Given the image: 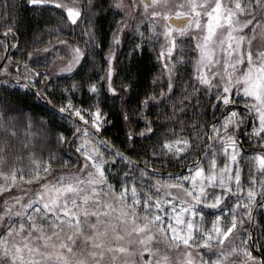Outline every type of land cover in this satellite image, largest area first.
<instances>
[{
    "label": "snow or ice",
    "instance_id": "obj_1",
    "mask_svg": "<svg viewBox=\"0 0 264 264\" xmlns=\"http://www.w3.org/2000/svg\"><path fill=\"white\" fill-rule=\"evenodd\" d=\"M24 5L58 17L62 27L73 32L83 25L84 47L69 45L62 72L83 67L101 44L96 30L100 11L116 10L114 15L120 18L112 30L107 67L99 81L89 83L88 91L99 97L104 81L113 98L120 96L117 115L125 124L124 147L103 137L102 130L112 121L100 99L88 107L73 102L71 94L80 83L64 89L70 95L57 107L49 98L53 95L48 91L50 81L36 87L47 73L31 69L27 76L5 80V84L35 88L30 95L52 106V118L72 125V137L58 132L56 143L74 146L77 155L71 169L63 170L70 163L64 160L57 173L54 153L50 151L47 159L36 154L38 133L32 118L25 122L22 116L27 114L0 96V264H264V0H112L107 8L97 0L86 4L24 0ZM16 8L15 0H0V20L8 25L4 35L14 39ZM128 30L139 37L130 56L145 42L155 50L152 42L163 37L156 57L161 71L152 81L159 85V94L146 92L131 111L124 98L135 80L122 79V88L114 80L116 46ZM41 51L49 48L28 52L29 60ZM0 59L10 64L12 57ZM9 64L0 73L10 75ZM189 64L191 71L182 79L180 69L187 71ZM21 79L27 83L21 84ZM186 101H195L194 112L197 108L203 112L206 105L213 109L211 123L191 122V135L185 134L184 122L179 120L187 114ZM166 104L171 114L165 113L164 119L179 123L180 131L165 128L158 147L141 166L129 151L135 137L155 134L151 107ZM133 114L144 121L139 132L133 127ZM249 123L247 135L260 147L248 157L251 167L245 179L239 132ZM196 152L200 154L193 162L181 163L184 171L179 173L163 176L154 164L162 156L169 163L173 158L183 162Z\"/></svg>",
    "mask_w": 264,
    "mask_h": 264
},
{
    "label": "trees",
    "instance_id": "obj_2",
    "mask_svg": "<svg viewBox=\"0 0 264 264\" xmlns=\"http://www.w3.org/2000/svg\"><path fill=\"white\" fill-rule=\"evenodd\" d=\"M23 2L24 0H15L17 8L14 10V15L18 21L17 36L15 39L11 35L7 37L4 35L5 29L8 25H5L3 21L0 20V52L5 49L4 45L8 46L9 44L10 51L8 56L12 57L10 64L8 60L4 63V65L9 64L8 71L10 75L5 76L3 73H0V96H6L11 102L18 105L22 111L27 113L28 117H31L32 119L40 117L43 121H46V126L49 131H51L53 137H56L58 132H64L69 138H71L73 131L72 125L67 120H59V117L52 118V106L47 104L44 99L38 100L36 97L30 95V92L36 90L35 88L31 90L25 89L16 86L14 83L5 84L4 81H14L15 79L27 76L30 74L31 69H37L39 72L47 73L46 76L40 77L41 83L36 87H43V81L45 80L50 81L48 91L53 95L49 98L54 99L57 107H59L61 103H66L67 97L70 95V93L65 92L64 89L70 88L74 82H78L81 84V87L73 90V93L71 94L73 102L77 106L83 104L84 107H88L90 104L94 103L96 99H100L104 111L109 113L108 119L112 121L111 124L105 125L102 130V135L103 137L111 139L118 147L123 148L125 124L123 119L117 115L122 107L120 96L117 95L113 98L112 94L107 92L106 82L104 81H101L102 91L99 97L93 96L88 91L89 83L99 81L100 77L104 75V69L107 67L105 60L109 43L111 41L112 30L116 27L115 21L120 18L118 15H114L116 10L100 11L98 18L96 19V30L97 36L101 40V44L96 48L94 54H89L88 60L84 63L83 67L78 66V70H74L73 72L52 76L46 71L45 66L35 65L34 61L37 59V55L34 54L33 59L29 60L27 55L28 52H35L36 48H41V45L43 49L44 45H46L45 47H48L55 44L56 37L66 38L67 40L76 42L84 47L83 42L86 37L82 35L83 25L77 27L75 32H73L69 28L62 27V22L58 17L50 16L47 12L40 14V12L34 11L31 6L24 5L21 7ZM83 2L86 4L87 0H83ZM97 3L103 8H107V6L112 3V0H97ZM58 26L61 27V31H56ZM2 41L4 43H2ZM138 42L139 37L136 36L133 31L128 30L127 35L123 38V42L119 46H116V52L119 59L115 62L118 70V75L114 76L116 82L115 86L117 88H122V79L125 83L130 79L135 80L133 89L128 92L124 98L129 111L137 108L139 100L143 98L146 92L150 93L155 90L156 93L159 94L160 91L159 85H153L152 81L161 71V62L156 59L161 40L159 42H152V44L155 45V50L152 49V46L148 42H145L142 50L136 49V51L130 56V51ZM14 44L17 46L12 47ZM184 48L185 51H188L187 46H184ZM90 49L91 45L89 46V50ZM6 52L7 50H4V53H1L0 56H5ZM2 60L3 59H0V62ZM25 62L28 63L27 69L25 68ZM3 66H1L0 69H2ZM191 67V64H189L187 66V71L181 67L180 72L182 74V79L187 77L188 73L191 71ZM164 79H166V77ZM20 83H27V81L21 79ZM177 83H182V80L177 81ZM4 89H7L8 91L5 92ZM179 91L180 89L178 87L177 94H179ZM25 93H29V95H25ZM173 99H176V97L174 96ZM207 99L208 97H201L202 101H207ZM185 103L188 104L186 110L187 114L179 116V120L184 122L186 135H191L188 131V126L192 121L200 120L206 123H211L213 121V109L210 105H206L203 112L199 108L194 112L192 105L195 104V101H186ZM238 108L242 110L243 104H239ZM158 113H160L159 116L157 115ZM165 113L169 115L171 114L170 104L151 107L149 115L155 121V124L153 125L155 134H149L145 137H135V145L129 151V155L133 156L134 159L143 163L145 156L151 158V151L154 146L158 147L157 139L165 132V128L172 127L175 128L177 132L180 131L181 125L179 123H171L165 120ZM217 116H219V112H217ZM132 121L133 127L137 132L143 129V119H140L137 115L133 114ZM58 124L61 126L57 127ZM162 124L164 127L160 126ZM242 127L246 130L244 131L245 133L240 132V135L242 134V136L239 135L241 137L240 142L243 146L244 153V156L240 161V166L243 169L244 178H246L251 166L247 157L254 155V150H258L260 145L255 142L254 137L251 140L249 139L247 133L251 131L250 125ZM64 145L65 148H63V154H55V150L51 151L57 156V160L53 162L57 173L63 168L64 160H70L68 168L63 169L65 171L71 169L73 165H75L77 154H75L74 146L70 147L68 143H64ZM193 146L195 147V143ZM48 154L49 152L46 150H41L39 152V156L42 155L44 159H47ZM199 154V152H196L195 155H189L183 162H177L173 158L171 163L168 162V157L162 156L156 158L154 164L159 170L178 171L183 169L181 163H191L194 161L195 156ZM136 174L138 175V172ZM208 220L210 222L211 217L208 218ZM257 255H259V253H257Z\"/></svg>",
    "mask_w": 264,
    "mask_h": 264
},
{
    "label": "rangeland",
    "instance_id": "obj_3",
    "mask_svg": "<svg viewBox=\"0 0 264 264\" xmlns=\"http://www.w3.org/2000/svg\"><path fill=\"white\" fill-rule=\"evenodd\" d=\"M135 23V22H133ZM82 26V25H81ZM57 39L55 40V44H52L50 46H48L49 51L48 52H43L41 51L39 53V55H37V59H35V65H43L46 68V71H48L50 73V75L54 76V75H60L63 73H67V72H62L60 71V69L67 63V58L70 54V48L69 45H76L78 43L76 42H72L67 40L66 38L63 37H56ZM58 40H66L68 41V44H59L57 43ZM161 42H163V37H160ZM2 43H4L2 41ZM194 43V42H193ZM46 45L43 46V49ZM80 47H82L79 44ZM41 47V48H40ZM39 48L42 49V45ZM83 48V47H82ZM37 49V48H36ZM3 49L1 53H4ZM117 51V49H116ZM59 56L65 57V59L61 60L59 58H57ZM39 58V59H38ZM39 61V63H37L36 61ZM37 72H39V70L35 69ZM107 87V84H106ZM108 92V91H107ZM109 93V92H108ZM111 94V93H110ZM23 114H27L24 111H22ZM28 116H22V119L26 122ZM36 125V127L34 128V131H36L38 133V135L36 136V153H38L37 155L39 156V152L42 151H56L55 154H63V148H65L64 144L58 145L56 143V137L52 136L51 131H49V129L47 128L46 125H42V121L43 119H41L40 117H36L32 119ZM245 133V132H244ZM240 135V132H239ZM241 138V137H240ZM25 157L27 155V153H24ZM248 160V157H247ZM224 158L221 156L218 160V163L220 164V166H223L224 163ZM25 163H27V160L25 159ZM205 165L208 163L207 159L204 161ZM251 167V166H250ZM187 174V173H185ZM167 176V175H164ZM248 177V173L246 175L247 179ZM217 191H219V189H217ZM19 194V193H17ZM210 218V217H209ZM198 219V217H197Z\"/></svg>",
    "mask_w": 264,
    "mask_h": 264
},
{
    "label": "water",
    "instance_id": "obj_4",
    "mask_svg": "<svg viewBox=\"0 0 264 264\" xmlns=\"http://www.w3.org/2000/svg\"><path fill=\"white\" fill-rule=\"evenodd\" d=\"M9 51H10V46H9V44H8V49H7V52H6V55H5V56H8ZM5 61H6V59H3V60L0 62V67L4 65ZM238 107H239V105H238ZM249 125H250V123H249ZM249 125H248V126H249ZM240 136H242V134H241ZM141 166H143V163H141ZM181 171H184V169H182V170H178V171H164V170H160V173H161L162 175H167L168 173H179V172H181Z\"/></svg>",
    "mask_w": 264,
    "mask_h": 264
}]
</instances>
